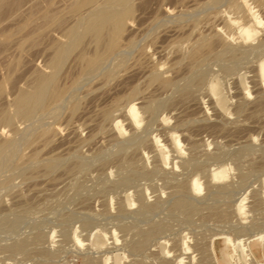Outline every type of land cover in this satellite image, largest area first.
<instances>
[{
	"label": "rangeland",
	"instance_id": "obj_1",
	"mask_svg": "<svg viewBox=\"0 0 264 264\" xmlns=\"http://www.w3.org/2000/svg\"><path fill=\"white\" fill-rule=\"evenodd\" d=\"M15 1L0 9V114L7 110L14 124L0 123V142L29 136L20 137L24 142L16 140L19 148L14 139V152L0 161V264H174L176 257L182 264H201L208 257L209 264H264L257 241L258 235H264V81L258 74L259 64H264V0H245L255 20L248 17L245 7L237 9L242 0H131L132 12L119 40L121 47L126 46L121 51L125 54L107 61L103 74L76 82L78 55L94 48L90 37L83 38L67 55L55 79L57 88L66 89V96L50 102L32 123L14 117L13 99L18 91L29 90L31 75L50 73L52 45L66 42L64 31L76 20L72 12L69 15L75 0ZM48 11L53 13L47 16L49 22L43 18ZM227 20L235 25L228 26ZM243 26L254 30L252 39L243 38ZM202 38L212 46L202 53H213L215 59L202 54L203 64L193 66L191 53L186 52ZM225 44L230 50L222 54ZM151 71H160L159 82L166 79L171 85L166 88L151 81ZM213 86L217 91H212ZM154 101L161 103L151 116L145 107ZM131 105L136 124L128 120ZM103 112H108L107 118ZM52 157L62 161L46 173L45 164ZM78 160L84 164L80 171L74 165ZM179 198L194 205L190 217L173 211ZM240 202L244 214L237 211ZM147 204L152 209L144 212ZM218 213L223 216L218 218ZM155 224L160 231L149 236L138 251L133 250ZM226 237L229 246L222 248L223 259H217L214 247ZM183 242L190 248L185 254L179 250ZM20 243H24L22 251H13Z\"/></svg>",
	"mask_w": 264,
	"mask_h": 264
},
{
	"label": "bare ground",
	"instance_id": "obj_2",
	"mask_svg": "<svg viewBox=\"0 0 264 264\" xmlns=\"http://www.w3.org/2000/svg\"><path fill=\"white\" fill-rule=\"evenodd\" d=\"M10 0H0V9L4 6V4H6V3H8ZM13 1H15V0H13ZM19 1V0H18ZM22 1V0H21ZM20 1V2H21ZM24 1V0H23ZM50 0H48V2H49ZM135 1V0H134ZM209 1V0H208ZM217 1V3H218V0H216ZM256 1H261V0H256ZM16 2L17 1H15V3L14 4H16ZM31 2H32V0H31ZM30 2V3H31ZM39 2V1H38ZM131 0H75L74 1V3H73V5L71 4L70 5V7L71 8H69L70 9V11H69V15L71 14L70 12H72L73 13V16L75 15V16H77L76 17V20H75V22H73L72 24V26L71 25H69L70 27H68L67 26V29L64 31V38H66V42L65 43H57L56 42V44H54V45H52V47H53V49H51V50H53L52 51V57L50 58V60H49V63H48V66L47 67H49V70H50V73H45V74H43V73H41V72H39V73H37V74H35L34 76L33 75H31V77H33L32 78V81H31V83H29L30 85L28 86L29 87V90H20V91H18V93L16 94V96L14 97V99H13V103H12V105H13V109L14 110H12L13 112H14V117H17V119L19 118L20 120H22V121H25V122H27V121H31V120H33V117H35V115L38 113V112H45L46 110H47V108H48V106H49V104H50V102H52V103H54V102H58V101H60V100H62V98L64 97V95L66 96V94H65V90L64 89H59V88H61L60 86H58V88L56 87V85H55V79L57 78L58 79V75H57V73L59 72V70H60V68H61V66L63 65V62L65 63V61L64 60H67L66 58H67V55H68V57H69V54H70V52L73 50V47L75 46V48H76V45H79V43L81 44L82 42V39L83 38H86V36H88V37H90L91 38V41H92V43H93V45H94V48H93V50H92V52L91 53H88V54H86L85 52L83 53V51H82V53H80V51H78L80 54L78 55V61L77 62H79V64H80V68H79V72H78V74L75 72V74H77V77H76V82L79 80V79H83L84 77H89V76H93V75H96V74H98V73H102V71L103 70H105V67H107L108 66V64H107V66H105L104 67V65H105V63L107 62V61H109V60H111V59H115V57H117L120 53L122 54L123 52H121V51H123L122 50V47L124 46V44H123V46L121 47L120 46V43H119V40H120V36H121V34H122V31H124L123 29H124V26H125V24L127 23L126 21H127V19H129V16L131 15V12H132V9H131ZM207 2V1H206ZM210 2V1H209ZM213 2V1H212ZM211 2V3H212ZM224 2V1H223ZM236 3H237V1H235ZM264 2V1H263ZM18 3V2H17ZM27 3V2H26ZM225 3V2H224ZM256 3V2H255ZM18 4H20V3H18ZM17 4V5H18ZM36 4V3H35ZM204 4H205V2H204ZM215 4V3H214ZM214 4H211V5H214ZM8 5V4H7ZM13 5V4H12ZM23 5V4H22ZM32 5V4H31ZM36 5H38V4H36ZM210 5V6H211ZM222 5V4H221ZM258 5V4H257ZM11 6V5H10ZM19 6V5H18ZM39 6V5H38ZM48 6H49V4H48ZM133 6V5H132ZM235 5H233L232 7H234ZM5 7H8V6H5ZM14 7V6H13ZM33 7V6H32ZM200 7V6H199ZM219 7V6H218ZM217 7V8H218ZM236 7H237V9H241L242 7H245V9L247 10V15H248V17L249 18H251L252 20H255L256 19V17H255V12L253 11V8H251L249 5H248V3L245 1V0H242L241 2H238L237 4H236ZM18 8V7H17ZM19 8H20V6H19ZM34 8V7H33ZM35 8H38V7H35ZM231 8V7H230ZM3 9H7V8H3ZM25 9V8H24ZM27 9V8H26ZM214 9V8H213ZM216 9V8H215ZM232 9V8H231ZM230 9V10H231ZM15 10H16V7H15ZM38 10V9H37ZM56 10V9H55ZM211 10V9H210ZM233 10V9H232ZM244 10V9H243ZM3 11V10H2ZM13 11V10H12ZM31 11V10H30ZM53 11V10H52ZM60 11V10H59ZM237 11V10H236ZM239 11H241L242 12V10H239ZM4 12V11H3ZM15 12V11H14ZM20 12H22V11H20ZM26 12H27V10H26ZM34 13H35V11H33ZM41 12V11H40ZM49 12V11H48ZM48 12H46L45 13V15L46 16H44L43 18H45L46 17V20H48L47 18V16H49V18H51L50 16L53 14L52 12H49L50 13V15H48ZM55 12V11H54ZM63 11H61V13H62ZM185 12V11H184ZM205 12V11H204ZM213 12V11H212ZM216 12V11H215ZM52 13V14H51ZM57 13H60V12H57ZM64 13H65V11H64ZM68 13V12H67ZM82 13H84L85 14V16L82 14ZM189 13V12H188ZM191 13H193V12H191ZM207 13V12H206ZM237 13V12H236ZM239 13V12H238ZM1 14H3V13H1ZM5 14H6V12H5ZM14 15V13H11V15ZM17 14V13H16ZM24 14V13H23ZM29 14V13H28ZM27 14V15H28ZM31 14H32V12H31ZM56 14V13H55ZM54 14V15H55ZM8 15H9V13H8ZM26 15V16H27ZM68 15V14H67ZM68 15V16H69ZM169 15V14H168ZM10 16V15H9ZM31 16V15H30ZM34 16V15H33ZM42 16L43 15H41L40 17L42 18ZM57 16H59V14L57 15ZM72 16V15H71ZM165 16V15H164ZM163 16V17H164ZM191 16V15H190ZM222 16V15H221ZM245 16V15H244ZM53 17V16H52ZM56 16H54V18H55ZM60 17V16H59ZM9 18V17H8ZM11 18H12V16H11ZM64 18V17H63ZM73 18V17H72ZM199 18V17H198ZM228 18V17H227ZM10 19V18H9ZM26 19V18H25ZM57 19V18H56ZM159 19V18H158ZM28 20H33V19H28ZM28 20H26V21H28ZM44 21H46L45 19H43ZM53 20V19H52ZM51 20V21H52ZM61 20H63V19H61ZM73 20V19H72ZM195 20V19H194ZM197 20V19H196ZM50 21V22H51ZM249 21V20H248ZM23 22V21H22ZM47 22H49V20L47 21ZM54 22V21H53ZM244 22H246V20L244 21ZM26 23H28V22H26ZM25 23V24H26ZM31 22H29V24H30ZM34 23V22H33ZM33 23H31V25L33 24ZM46 23V22H45ZM57 23V22H56ZM201 23V22H200ZM225 23H226V20H225ZM235 23V21H233V20H227V24H228V26H230V25H235L234 24ZM43 24V23H42ZM20 25H22V24H20ZM46 25V24H45ZM226 25V24H225ZM34 26V25H33ZM246 26H248V25H246ZM25 27V26H24ZM195 27V26H194ZM233 27V26H232ZM18 28V27H17ZM19 28H21V27H19ZM23 28V27H22ZM33 29H35V28H33ZM146 29V28H145ZM198 29V28H197ZM241 29V32H242V36H243V38L245 39V40H250V39H252L253 37H254V30L253 29H251L250 27H241L240 28ZM4 30V29H3ZM16 30L17 29H15V32H16ZM30 30H32V29H30ZM1 31V30H0ZM9 31V30H8ZM20 31V30H19ZM150 31V30H149ZM193 31V30H192ZM219 31V30H218ZM221 31V30H220ZM5 32V31H4ZM10 32V31H9ZM8 32V33H9ZM18 32V31H17ZM149 33V32H148ZM147 33V34H148ZM192 33V32H191ZM220 33V32H219ZM7 34V33H6ZM11 34H13V33H10V35ZM62 34V33H61ZM146 34V35H147ZM215 34V33H214ZM221 34V33H220ZM216 35V34H215ZM214 35V36H215ZM6 36V35H5ZM4 36V37H5ZM13 36V35H12ZM62 36V35H61ZM60 36V37H61ZM206 36H207V34H206ZM216 36H218V32H217V35ZM3 37V36H2ZM10 37V36H9ZM8 37V38H9ZM59 37V36H58ZM142 37V36H141ZM8 38H6V39H8ZM198 38H200L199 36H198ZM212 38L214 39V37H213V35H212ZM216 38V37H215ZM221 38V37H220ZM11 39V38H10ZM210 39V38H209ZM230 39V38H229ZM64 40V39H63ZM132 40V39H131ZM129 41V43L130 42H132V41ZM212 40V39H211ZM215 40V39H214ZM217 40V39H216ZM5 41H9V40H5ZM11 41V40H10ZM4 42V41H3ZM55 42V41H54ZM53 42V43H54ZM122 42V41H121ZM198 41H196V43H197ZM231 42V41H230ZM249 42V41H248ZM125 43H126V41H125ZM129 43H128V45H129ZM134 43V42H133ZM195 43V45H193V50H191V52H186L187 54L189 53H191L190 54V56H189V54H188V56L190 57V60H191V62L192 63H195L193 66H195L197 63H199V62H203L204 61V59H206V58H204L203 59V56H204V54L202 53L203 51H204V49H206L208 46L210 47V44H211V42L209 41V42H206L205 40H203V38L202 39H200L199 40V42L196 44ZM229 43V42H228ZM1 44V43H0ZM3 44H5V43H3ZM20 44V43H19ZM131 44V43H130ZM221 44V43H220ZM7 45V44H6ZM134 45V44H133ZM263 45V44H262ZM81 46V45H80ZM87 47H88V45H86ZM91 46V45H90ZM51 47V48H52ZM87 47H86V49H87ZM124 47H126V46H124ZM129 47H131V46H129ZM180 47V46H179ZM192 47V46H191ZM133 48V47H132ZM210 48H212V46L210 47ZM232 48V47H231ZM80 49V48H79ZM83 49V48H82ZM88 49H89V47H88ZM126 49V48H125ZM129 49V48H128ZM133 49H135V48H133ZM50 50V49H49ZM81 50V49H80ZM91 50V48L89 49V51ZM132 50V49H131ZM130 50V51H131ZM207 50H209V48H207ZM213 50V49H212ZM229 50H230V47H229V44H225L223 47H222V50H221V53L223 54L224 52H229ZM234 50V49H233ZM248 50V49H247ZM261 50V49H260ZM264 50V49H263ZM187 51V50H186ZM206 51V50H205ZM210 51H211V49H210ZM214 51V50H213ZM212 51V52H213ZM220 50H218V52H219ZM237 51V50H236ZM253 51V50H252ZM50 52V51H49ZM73 52V51H72ZM71 52V53H72ZM88 52V51H87ZM208 52V51H207ZM218 52H217V56H219V55H221V53H219L218 54ZM231 52H232V50H231ZM209 53V52H208ZM208 53H206L205 52V56L204 57H206V54H208ZM215 53V52H214ZM74 54H76L77 55V53H74ZM123 54H125V53H123ZM127 54V53H126ZM202 54H203V56H202ZM186 55V54H185ZM209 55V54H208ZM210 55H212L213 57H212V60L213 59H215L214 58V55H213V53L211 54L210 53ZM209 55V56H210ZM227 55H229V54H227ZM232 55V54H231ZM236 55V54H235ZM234 55V56H235ZM125 56V55H124ZM216 56V57H217ZM230 56V55H229ZM237 56V55H236ZM71 57V56H70ZM188 57V58H189ZM225 57V56H224ZM235 58V57H234ZM70 59V58H69ZM75 59V58H74ZM120 59V58H119ZM122 59V58H121ZM120 59V60H121ZM207 59H208V56H207ZM217 59H218V57H217ZM239 59H240V57H239ZM73 60V59H72ZM76 60H77V58H76ZM127 60V59H126ZM242 60V59H241ZM114 61V60H113ZM233 61V60H232ZM231 61V62H232ZM190 62V63H191ZM200 63V64H203V63ZM219 62V61H218ZM242 62V61H241ZM114 63H115V61H114ZM118 63V62H117ZM189 63V64H190ZM47 64V63H46ZM66 64V63H65ZM77 64V63H76ZM110 65H111V62L109 63ZM124 63L122 62V65H123ZM75 65V64H74ZM125 65V64H124ZM228 65V64H227ZM226 65V66H227ZM64 66V65H63ZM78 66V65H77ZM112 66H114L113 64H112ZM112 66H111V68H112ZM119 66V65H118ZM193 66H191V67H193ZM199 66V65H198ZM230 66H231V64H230ZM235 66V65H234ZM65 67V66H64ZM114 67H116V66H114ZM190 67V68H191ZM203 67V66H202ZM202 67H200V68H202ZM232 67V66H231ZM46 68V67H45ZM118 68V67H117ZM233 68V67H232ZM63 69V68H62ZM120 69V68H119ZM192 69V68H191ZM107 70V69H106ZM110 70V69H109ZM117 70V69H116ZM160 70V69H159ZM196 70V69H195ZM201 70V69H200ZM200 70H198V68H197V70L196 71H199L200 72ZM39 71V70H38ZM61 71H63V70H61ZM77 71V70H76ZM112 71V70H111ZM114 71V70H113ZM109 72V71H108ZM149 72V71H148ZM147 72V73H148ZM152 72V71H151ZM157 72V71H156ZM152 72L151 73V75H150V80L151 81H157V82H159V76H158V73L160 72ZM190 72H192L191 70H190ZM203 72V71H202ZM201 72V73H202ZM226 72V71H225ZM105 73H106V71H105ZM115 73V72H114ZM193 73H194V71H193ZM59 74V73H58ZM103 74V73H102ZM199 74V73H198ZM227 74V73H226ZM258 74H259V76H260V78L264 81V64L263 65H260L259 64V67H258ZM105 76H106V74H104ZM107 75H110V73H108ZM111 75H114V74H112L111 73ZM163 75V74H162ZM200 75V74H199ZM198 75V76H199ZM57 76V77H56ZM73 76V75H72ZM87 77V78H88ZM98 77V76H97ZM200 77V76H199ZM70 78V77H69ZM86 78V79H87ZM93 78H95V77H93ZM103 78V77H102ZM107 78V77H106ZM110 78V77H109ZM113 78V77H112ZM111 78V79H112ZM164 78V77H163ZM198 78V77H197ZM196 78V79H197ZM85 79V78H84ZM96 79H98V78H96ZM162 79V78H161ZM161 79H160V81H161ZM165 79V78H164ZM31 80V79H30ZM74 80V78H72V80L71 81H73ZM74 80V81H75ZM110 80V79H109ZM198 80V79H197ZM196 80V81H197ZM73 81V82H74ZM81 81V80H80ZM84 81V80H83ZM82 81V82H83ZM95 81V80H94ZM108 81V80H107ZM106 81V82H107ZM70 82V81H69ZM172 82V81H171ZM171 82L170 81H167L166 79L165 80H163V81H161V82H159L160 83V86L161 85H163V86H166V88H167V86L169 87V85H171ZM186 82V81H185ZM203 82V81H202ZM79 83V82H78ZM90 83V82H89ZM68 84V83H67ZM70 84H72L71 82H70ZM75 84V83H74ZM172 84H174V82L172 83ZM180 84V83H179ZM58 85V84H57ZM79 85H80V83H79ZM175 85H177V84H175ZM184 85V84H183ZM63 86H65L64 84H63ZM71 86V85H70ZM74 87H75V85H73ZM76 86H77V83H76ZM67 87V86H66ZM69 87V86H68ZM67 87V88H68ZM72 87V86H71ZM71 87H69V88H71ZM82 88L84 87V86H81ZM88 87V86H87ZM162 87V86H161ZM174 87H177V86H174ZM173 87V88H174ZM178 87H181L180 85H178ZM165 88V87H164ZM185 87H182V89L183 90H185L184 89ZM180 89V88H179ZM132 90V89H131ZM135 90V89H134ZM133 90V91H134ZM68 91V90H67ZM132 91V92H133ZM178 91V90H177ZM212 91H217V86H213L212 87ZM131 92V93H132ZM135 92V91H134ZM69 93V92H68ZM71 93V92H70ZM135 93H137V92H135ZM0 94H1V90H0ZM76 94H77V92H76ZM130 94V93H129ZM69 95V94H68ZM134 95V94H133ZM133 95H131V96H133ZM3 96V95H2ZM68 97V96H67ZM66 97V98H67ZM127 97H128V95H127ZM134 97V96H133ZM66 98H64V100L66 99ZM70 98V97H69ZM126 98V97H125ZM131 98V97H130ZM71 99V98H70ZM69 99V100H70ZM75 99V98H74ZM156 100V99H155ZM12 101V100H11ZM157 101H158V99H157ZM157 101H154L152 104L150 103V104H148L146 107H145V110L147 111V113L148 114H150L151 116L154 114V112L157 110V107L159 108V104L161 103H159V104H157L158 102ZM157 102V103H156ZM60 104L62 103V102H59ZM66 103V102H65ZM72 103V102H71ZM129 103V102H128ZM58 104V103H57ZM59 104V105H60ZM53 105V104H52ZM55 105V104H54ZM64 105V104H63ZM62 104H61V107H64ZM73 105V104H72ZM75 105V104H74ZM11 106V105H10ZM66 106V105H65ZM59 108V109H63V108ZM73 107V106H72ZM115 107V106H114ZM12 108V107H11ZM57 108V107H56ZM56 108H54V109H56ZM74 108V107H73ZM72 108V109H73ZM124 108V107H123ZM58 109V110H59ZM66 109V108H65ZM64 109V110H65ZM113 109V108H112ZM7 111V110H6ZM5 111V112H6ZM11 111V110H10ZM51 110H49V112H50ZM116 111V110H115ZM2 112V114H0V123H3V124H5L6 126H8V125H10L11 123H12V116H9V115H7V114H5V112L3 113V111H1ZM48 112V111H47ZM118 112V111H117ZM120 112H122L121 110H120ZM119 112V113H120ZM52 113V112H51ZM59 113V112H58ZM116 113V112H115ZM12 115H13V113H11ZM53 114V113H52ZM116 114H118V113H116ZM156 114V113H155ZM154 114V115H155ZM41 115V114H40ZM54 115H55V113H54ZM53 115V116H54ZM103 118H107L108 117V112H103ZM112 114H111V112H110V116H111ZM115 115V114H114ZM127 115H128V120L131 122V124L132 123H134V124H136V123H138V120H137V114L135 113V107L133 106V105H131V106H129V108H128V111H127ZM45 116H46V118H47V114H45ZM49 116V115H48ZM111 117H113V116H111ZM37 118V117H36ZM45 118V119H46ZM52 118V117H51ZM54 118V117H53ZM152 118V117H151ZM16 119V120H17ZM38 119H39V117H38ZM38 119L36 120V121H38ZM41 119V118H40ZM39 119V120H40ZM15 120V119H14ZM15 120V121H16ZM42 120V119H41ZM101 121V120H100ZM103 121V120H102ZM140 121V120H139ZM18 123V122H17ZM23 123V122H22ZM30 123V122H29ZM31 123H32V121H31ZM35 123V122H34ZM33 123V124H34ZM46 123V122H45ZM48 123V122H47ZM103 123V122H102ZM117 123V122H116ZM28 123H26V125H27ZM33 124H29V127L30 126H32ZM38 124H39V122L37 123V126H38ZM41 124V123H40ZM39 124V125H40ZM11 125H14V124H11ZM36 125V124H35ZM47 124H45V126H46ZM180 125H181V123H180ZM184 125V124H183ZM28 127V126H27ZM42 127V126H41ZM114 127H115V125H114ZM3 128V127H2ZM32 128H33V126H32ZM122 128V127H121ZM11 129H13V128H11ZM21 129V128H20ZM38 129V128H37ZM23 130V129H22ZM28 129H26V131H27ZM31 130V129H30ZM43 130V129H42ZM46 130V129H45ZM11 131V130H10ZM13 131V130H12ZM25 131V132H26ZM29 131V130H28ZM34 131V133H35V130H33ZM39 131V130H38ZM47 131V134H49L48 133V130H46ZM7 132H9V131H7ZM17 132V131H16ZM20 133L22 132L21 130L19 131ZM18 132V133H19ZM119 132V131H118ZM4 133V132H3ZM34 133L32 132V133H30V136H31V134H33L34 135ZM22 134V133H21ZM1 135V134H0ZM8 135V134H7ZM25 135L28 137L29 135L28 134H24V136L23 135H21L20 137L22 138H24L25 137ZM12 136V135H11ZM40 136H42V133H40ZM44 136V135H43ZM20 137L18 136V137H14V139H15V141L16 140H20V142H24V140L26 141V139H24V140H22L21 141V139H20ZM26 137V138H27ZM34 137H36V136H34ZM31 137H29V141L31 142V139H30ZM32 138H33V136H32ZM38 138V137H37ZM37 138H33V139H37ZM13 139V140H14ZM39 139V138H38ZM10 141V140H4L3 138H2V141L0 142V161L3 159V156H5L6 155V153H8V155H9V152L10 151H12V152H14L13 150H14V141ZM125 140H127V138L125 139ZM171 140V139H170ZM27 141H28V139H27ZM133 141V140H132ZM154 141V140H153ZM18 141H16V143H17ZM117 142V141H116ZM124 142V141H123ZM122 142V143H123ZM127 142V141H126ZM15 143V144H16ZM27 143H29V142H27ZM113 143V142H112ZM122 143H120V145L122 144ZM125 143V142H124ZM129 144H130V142H128ZM154 143V142H153ZM21 144V143H20ZM30 144V143H29ZM115 144V143H114ZM140 144H141V142H140ZM17 145H18V148H19V144L17 143L16 145H15V147L17 148ZM26 145L27 144H25V147H26ZM31 145V144H30ZM117 145V144H116ZM155 145L157 146V147H160V145H159V142H158V140L156 139L155 140ZM154 145V146H155ZM115 146V145H114ZM119 146V145H118ZM127 146V145H126ZM170 146L173 148V144H171L170 143ZM117 147V146H116ZM120 148V147H119ZM118 148V149H119ZM123 148V147H122ZM126 148V147H125ZM20 150V149H19ZM18 150V151H19ZM116 150H117V148H116ZM126 150V149H125ZM22 151V150H21ZM24 151V150H23ZM121 151V150H120ZM124 151V150H123ZM244 151H245V149H244ZM15 152H16V150H15ZM160 152H161V156H162V151L160 150ZM17 153V152H16ZM95 153V152H94ZM96 154V153H95ZM94 154V155H95ZM125 154V153H124ZM11 155H13V154H11ZM19 155H21V153L19 154ZM29 155H30V153H29ZM32 155V154H31ZM40 155V154H39ZM38 155V156H39ZM60 155V154H59ZM59 155H58V157H59ZM7 156V155H6ZM10 156V155H9ZM22 156H23V154H22ZM21 156V157H22ZM25 156V155H24ZM35 157H36V155H34ZM50 156V155H49ZM52 156V155H51ZM100 156V155H99ZM160 156V157H161ZM8 157V156H7ZM12 158H13V156H11ZM16 157H18V156H16ZM26 157V158H25ZM24 158L25 159H27L28 157L27 156H25ZM35 157H31V160H35L36 158ZM42 157V156H41ZM58 157L57 158H53L52 157V159L50 158L47 162H46V164H45V172H46V170L47 171H50L51 170V173L54 171H52V169H54L55 167H57V165H59V163L62 161H60V159H58ZM76 157V156H75ZM94 157V156H93ZM101 157V156H100ZM126 157V156H125ZM79 158H80V156H79ZM96 158V157H95ZM10 159V158H9ZM17 159H19V160H21L20 159V157L19 158H17ZM17 159H14V160H17ZM24 159V160H25ZM62 159H63V157H62ZM83 159H84V157H83ZM86 159V158H85ZM88 159V158H87ZM90 159H92V158H90ZM99 159V158H98ZM123 159V158H122ZM30 160V159H29ZM28 160V161H29ZM30 160V161H31ZM94 160V159H93ZM124 160V159H123ZM8 161L9 160H7V162H6V160H5V163H8ZM12 160H10V162H11ZM18 161V160H17ZM22 161V160H21ZM26 161V160H25ZM36 161V160H35ZM44 161V160H43ZM75 161V160H74ZM84 161V160H83ZM137 161V160H136ZM190 161V160H189ZM188 161V165H189V162ZM16 162V161H15ZM18 162H20V161H18ZM33 162V161H32ZM129 162V161H128ZM4 163V164H5ZM12 163V162H11ZM25 163V162H24ZM28 163V162H27ZM1 164H2V161H1ZM0 164V165H1ZM8 164H10V163H8ZM15 164V163H14ZM20 164V163H19ZM18 164V165H19ZM21 164H23V163H21ZM37 164H40V163H37ZM130 164H131V162H130ZM6 165V164H5ZM11 165V164H10ZM16 166H18L17 164H15ZM30 165V164H29ZM75 165V168L76 169H79V171L80 170H82L81 168L83 167V162H81V161H77V163L76 164H74ZM129 165V164H128ZM134 165H135V163H134ZM3 166V165H2ZM14 166V165H13ZM13 166H12V169H13V171H16V169H14V168H16V167H14L13 168ZM22 166V165H21ZM24 166V165H23ZM26 166V165H25ZM88 166V165H87ZM125 166H127V165H125ZM4 167V166H3ZM34 167V166H33ZM86 167V166H85ZM2 168V167H1ZM7 169H9V167H6ZM22 168V167H21ZM40 168H42V167H40ZM84 168V167H83ZM139 168H141V167H139ZM7 169H5L6 170V172L8 173V171H10L11 172V170L9 169L8 171H7ZM32 169V168H31ZM120 169V168H119ZM143 169V168H142ZM42 170V169H41ZM73 170V169H72ZM85 170H87V169H85ZM116 170H117V168H116ZM131 170V169H130ZM78 171V170H77ZM132 171V170H131ZM1 172V171H0ZM18 173H20L19 171H17ZM70 172H71V170H70ZM73 172V171H72ZM71 172V173H72ZM112 172V171H111ZM133 172V171H132ZM155 172V171H154ZM16 173V172H15ZM47 173V172H46ZM117 173V172H116ZM134 173V172H133ZM133 173H131V174H133ZM144 173V172H143ZM151 173V172H150ZM149 173V174H150ZM107 174H109V173H107ZM127 174V173H126ZM154 174V173H153ZM20 175H22V174H20ZM120 175V174H119ZM141 175V174H140ZM143 175H145V174H143ZM148 175V174H147ZM152 175V174H151ZM46 176V175H45ZM136 176V175H135ZM117 177V176H116ZM119 177H121V176H119ZM144 177V176H143ZM149 177V176H148ZM243 177V176H242ZM107 178V177H106ZM140 178H141V176H140ZM145 178H147V177H145ZM120 180H122V179H120ZM138 180V179H137ZM100 181V180H99ZM122 181H126L125 180V178L122 180ZM4 182H5V180H4ZM115 182V181H114ZM241 182V181H240ZM239 182V183H240ZM113 183V182H112ZM111 183V184H112ZM122 183V182H121ZM125 183H127V182H125ZM132 183V182H131ZM134 183V182H133ZM78 184V183H77ZM80 184V183H79ZM116 185H118V184H116ZM134 185V184H133ZM188 185H189V183H188ZM240 185V184H239ZM105 186V185H104ZM126 186V185H125ZM83 187V186H82ZM101 187V186H100ZM241 187V186H240ZM79 188V187H78ZM179 188V187H178ZM188 188H189V186H188ZM187 188V189H188ZM86 188H84V190H85ZM180 190H181V187L179 188ZM75 190V189H74ZM101 190H102V188H101ZM183 190V189H182ZM221 190V189H220ZM223 190V189H222ZM225 190V189H224ZM81 191H83V190H81ZM86 191V190H85ZM88 191V190H87ZM113 191V190H112ZM176 192V191H175ZM227 192H228V189H227ZM232 192V191H231ZM80 193V192H79ZM90 193V192H89ZM220 193H221V191H220ZM78 194V193H77ZM175 194V193H174ZM182 194V193H181ZM225 194V193H224ZM229 194V193H228ZM223 194H221V196H222ZM77 196V195H76ZM74 197H75V195H74ZM225 197V196H224ZM190 198V197H189ZM229 198V197H228ZM179 201H174L175 203H174V206H173V211H174V209H175V211L176 210H179V211H182V213H185V215L187 214L188 216H189V214L190 213H192L193 211H194V205H192L191 204V202H187V201H184V200H180V198L178 199ZM141 201V200H140ZM191 201V200H190ZM143 203V202H142ZM141 205V204H140ZM148 205V206H147ZM147 205H143V211L145 212V211H148V210H150V209H152V206H150L149 204H147ZM107 206V205H106ZM154 206V205H153ZM120 207H122V206H119V208ZM214 207V206H213ZM237 207V211L239 212V213H242L243 212V206L241 205V202L238 204V206H236ZM212 208V207H211ZM210 208V209H211ZM216 208V207H215ZM253 208V207H252ZM255 208H257V207H255ZM142 209V208H141ZM140 209V210H141ZM154 209V208H153ZM157 209V208H156ZM196 209V208H195ZM217 209H219V208H217ZM254 209V208H253ZM252 209V210H253ZM234 210V209H233ZM255 210V209H254ZM121 211V210H120ZM126 211V210H125ZM153 211V210H152ZM170 211V210H169ZM178 211V212H179ZM196 211V210H195ZM258 211V210H257ZM107 212V211H106ZM119 212V211H118ZM138 212V211H137ZM141 212V211H140ZM215 212V211H214ZM219 212H221V211H219ZM123 213V212H122ZM182 213H180V214H182ZM233 213V212H232ZM179 214V213H178ZM193 214H196V212H194ZM192 214V215H193ZM198 214V213H197ZM216 214V213H215ZM219 214H220V216L222 217L223 215H221V213H218L217 214V216H218V218H221V217H219ZM223 214V213H222ZM242 214H244V213H242ZM139 215V214H138ZM142 215V214H141ZM140 215V216H141ZM192 215H191V217H192ZM256 215V214H255ZM144 216H145V214H144ZM177 216V215H176ZM182 216H184V214L182 215ZM7 217H9V216H7ZM187 217V216H186ZM185 217V218H186ZM190 217V216H189ZM188 217V218H189ZM226 217H227V215H226ZM17 218V217H16ZM19 218V217H18ZM177 218V217H176ZM228 218V217H227ZM15 219V218H14ZM182 219V218H181ZM223 219V218H222ZM66 220V219H65ZM69 220V219H68ZM13 221V220H12ZM16 221H18V220H16ZM20 222V221H19ZM227 222V221H226ZM229 222V221H228ZM7 223V222H6ZM16 223V222H15ZM0 224H1V222H0ZM8 224H10L9 222H8ZM7 224V225H8ZM159 224V223H158ZM224 224V223H223ZM12 225V224H11ZM85 226H87L86 224H84ZM156 225V224H155ZM19 226V225H18ZM154 226V225H153ZM1 227V226H0ZM152 227V226H151ZM161 227H162V225H161ZM8 228H9V226H8ZM11 228V227H10ZM83 228H84V226H83ZM234 228V227H233ZM126 229V228H125ZM124 229V230H125ZM161 229H163V228H161ZM237 229V228H236ZM240 229V228H239ZM242 229V228H241ZM1 230V229H0ZM14 230H15V228H14ZM128 230V229H127ZM130 230V229H129ZM150 230H151V228H150ZM245 230V229H244ZM16 231V230H15ZM160 231V227L159 226H157L156 225V227H153L152 228V230L148 233V234H145V235H143L144 237H142L143 239L141 240V242L139 243L138 242V244H136L134 247H133V250H136V249H138L139 247H141L145 242H146V239L149 237V236H151V235H153V234H155V233H158ZM239 231V230H238ZM7 232V231H6ZM13 232V231H12ZM145 232H148V231H145ZM244 232V231H243ZM66 234H68L67 232H66ZM157 235V234H156ZM36 236V235H35ZM34 236V237H35ZM65 236V235H64ZM139 239V238H138ZM140 239H141V237H140ZM151 239V238H150ZM149 239V240H150ZM25 240H27V239H25ZM148 240V239H147ZM228 240H230L228 237H226V238H223L221 241H219V242H217L216 243V245H215V247H214V253H215V256L217 257V259H223V253H222V250L225 248V249H227V247L229 246V241ZM22 241V240H21ZM35 241V240H34ZM257 241H259L260 242V249H261V254H264V235H258V237H257ZM24 243H25V241H23ZM29 242H31V241H29ZM37 242V241H36ZM24 243H23V245H24ZM31 243H33V241L31 242ZM130 243V242H129ZM38 244V243H37ZM23 245L20 243V244H18V245H16V246H14L15 248L13 249V251H18L19 253H20V251H22V248H23ZM207 245V244H206ZM237 246H238V248H239V246H240V244L238 243V244H236ZM25 246H26V244H25ZM29 246V245H28ZM189 245L188 244H186L185 242H183L182 244H181V246H180V248H179V250L183 253V254H185V253H187L189 250H190V248L188 247ZM242 246V245H241ZM244 246H246V245H244ZM8 247V246H7ZM130 247V246H129ZM195 247H197V246H195ZM200 247V246H199ZM206 247V246H205ZM29 248V247H28ZM145 248V247H144ZM147 248V247H146ZM201 248V247H200ZM204 248V247H203ZM223 248V249H222ZM202 249V248H201ZM241 249V248H240ZM6 250V249H5ZM11 250V249H10ZM33 250V249H32ZM40 250V249H39ZM130 250H132V248L130 249ZM164 250V249H163ZM9 251V250H8ZM38 251V250H37ZM136 251H138V250H136ZM203 251V250H202ZM206 251V250H205ZM48 252V251H47ZM200 252V251H199ZM132 253V252H131ZM140 253V252H139ZM155 253V252H154ZM200 253H202V252H200ZM8 254V253H7ZM18 254V253H17ZM22 254V253H21ZM29 254V253H28ZM47 253H45V255H46ZM165 254V253H164ZM166 254H168V253H166ZM204 254V253H203ZM15 255H16V253H15ZM134 255H135V253H134ZM42 256V255H41ZM88 256V255H87ZM138 256V255H137ZM154 256V255H153ZM155 256H157V255H155ZM166 256V255H165ZM210 256V255H209ZM13 257V256H12ZM26 257V256H25ZM84 257V256H83ZM82 257V258H83ZM140 257V256H139ZM158 257V256H157ZM168 257V256H167ZM200 257H201V255H200ZM203 257V256H202ZM36 258V257H35ZM35 258H33V259H35ZM46 258V257H45ZM160 258V257H159ZM209 258V257H208ZM208 258H207V260L206 259H204V260H206L204 263H201V264H209L208 263ZM24 259V258H23ZM28 259H30V258H28ZM27 259V260H28ZM33 259H32V261H33ZM47 259V258H46ZM49 259V258H48ZM53 259V258H52ZM87 259V258H86ZM176 260H175V263L174 264H182L183 263V261H182V259L179 257L178 259H177V257L175 258ZM187 259H188V257H187ZM201 259V258H200ZM38 260V259H37ZM157 260V259H156ZM161 260V259H160ZM164 260V259H163ZM203 260V261H204ZM48 261V260H47ZM87 261H89V259L87 260ZM95 261V260H94ZM165 262V261H164ZM82 263H84V262H82ZM100 263V262H99ZM171 263V262H170ZM37 264V263H36ZM47 264V263H46ZM88 264V263H87ZM90 264H92V263H90ZM93 264H97V263H93ZM151 264V263H150ZM161 264V263H160ZM168 264V263H167Z\"/></svg>",
	"mask_w": 264,
	"mask_h": 264
}]
</instances>
